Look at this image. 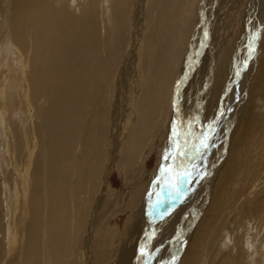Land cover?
I'll use <instances>...</instances> for the list:
<instances>
[{"label": "rangeland", "instance_id": "1", "mask_svg": "<svg viewBox=\"0 0 264 264\" xmlns=\"http://www.w3.org/2000/svg\"><path fill=\"white\" fill-rule=\"evenodd\" d=\"M106 1L107 0H48V3L54 7L48 5H45L44 7H40L39 5V7H37V5H34L32 14L35 19L37 18L36 16H38L37 19L39 20L40 26L48 29V31L53 30L59 35L67 36V44L63 45L61 57H58L57 54L59 49L57 45H48L50 35L48 34V31L44 34V36H42V39L45 38V44H43L44 40L40 42L41 44L32 42L25 53L19 45L14 44L15 34L12 29V22L15 16L13 14V4L10 7L8 6L11 5L12 0H7V2L6 0H0V13H4L5 15L4 24L0 25V28L3 27V29L0 30V86L3 89L5 85L9 84V88L12 89V93L11 98L8 96L6 101L13 99V103L11 102L12 105L10 104L11 106L8 104L3 107L2 105V108L0 109V123H2L3 120L7 121L6 124L2 125L6 126V130L5 136L0 137V155L2 153V148L5 147V142L9 141L10 143H8L10 146L8 147V150L11 152V157L13 158L11 161L9 155H4L3 158L0 157V187L2 188L3 193L0 206V222L2 220V225L5 226L3 235L0 237V239H3V245H0V247H4L5 254L0 264H25L24 257L21 255L22 253L19 254L17 251H11V248L14 245L12 241L15 240V238H13L14 234L6 228L8 220H13L11 217L9 218L10 211L7 204L9 205L16 197H14V195L9 192V189L7 188V184L8 186L9 184L14 186L15 182L12 167L15 169L17 168L16 170L18 173L16 176L19 174L21 175L22 172L27 173L26 178L30 179V185L32 183L31 179L32 172H34V164L36 162V160L33 159L31 152H29V150L33 148L32 143H25L23 145V141H25L27 137H32L33 139L35 137L30 133L28 135L26 134L29 132V127L27 129L21 128L23 127L22 123L26 124L25 122H29L30 120L33 121L34 114L35 116L37 115L38 117H41V121L43 120L49 123L52 121L54 123L52 114L49 113L51 112V108L49 107L48 101H50L52 105L53 103L56 104L55 98L57 99L62 96V91L63 93L66 92V90L70 91V97L59 99V104L54 107L57 112L55 114L58 117L60 124H62L63 121L64 124L60 125L56 122L52 126L54 128V132L61 136V141L58 140L55 142L57 150L55 149L53 151L52 160L61 162L62 170H64V175H66V186L69 187L71 183H74L71 184L72 189L69 187L70 191L67 187V190L69 191L67 194V200L73 205V199H78L81 196V186L80 191L78 189V185H81V90L77 91L74 86L76 81L81 83V45H83L85 29L88 30L91 35L90 39H87V45L96 44L99 41L100 44H102L101 41L105 42L103 45L115 44L113 55L116 63H119V66H121V63L124 61V58H126L127 54L130 53L129 50H137L140 45H143V43L140 42L136 49L133 46L136 45V42L132 39L133 29L131 28V16L133 15L132 12L136 5V0L130 1V3L134 1L132 3L134 5L129 3L130 10H127V8L122 5V8L124 9L123 22L120 23V27L118 28L119 32L117 31V35H119V33L120 35L116 38L113 33L111 34L109 31L106 32L105 23L107 20L105 18L104 21L105 12L103 11V9L107 6ZM213 1L214 0L147 1V6L144 8L145 15H143L142 18L144 19L142 20V24L146 20H150L147 14L153 11L154 30L159 38L163 37L165 41V45H161L160 49L169 57H165V59L163 58L164 62H166L165 64H167L164 65V73L167 74L166 82L168 85L164 90L158 83H154L151 86L154 90L157 89V93L159 95L164 92L163 97H165L166 107L163 106L162 111L160 107V111L156 113L157 120H153V124L149 126L148 131H151L150 137L152 138L142 143L140 153L138 157H134V163L131 169L127 168L120 171L121 168H117L118 170L114 168L112 172H110L109 182L107 181L106 183L107 185L104 184V177H102L104 185L101 186L100 191L96 196V200L99 199L106 186L108 194H110L113 198L111 201L113 206L109 203V208H107L109 216L106 210L104 213L105 224L101 223L99 228L100 230L96 231L98 232L96 233L97 235L91 238L92 245H96L97 249L101 247L105 248V252H107L104 258L97 257L96 259L93 257V264H118L120 259L119 249L121 248L131 250L132 256L134 257V263L132 261L131 264H151L152 262H150L149 257L151 256L149 255V251L151 250L154 242L155 246L159 243L163 247H159L162 249H160V254L156 260L157 264H181L183 261V253L190 244V241L193 240L198 226L205 217L211 202L215 201L218 205L221 203L219 198L220 192L217 190V185L220 182L219 175L226 166V160L229 156L230 142L227 143L228 153L220 170L217 167L220 164L217 148L220 147L222 142L221 139L225 138L222 134V128L229 127L233 124V116L236 117L238 114L239 107L237 108L236 106V100L240 97L239 90H235L233 86L234 91H232L228 96L227 93L229 86L227 84L226 94L222 95L217 105L214 120L210 121L211 123L209 122L207 125L202 116L203 114L206 115V112H208L209 99L213 95L210 94V91L213 89L217 69L221 67L223 60H226L225 63H229L230 65L235 63L241 64L242 62L244 65L245 59L246 64H248L249 61L252 64L254 63V65L247 70L248 74L254 73L258 68L264 53V36H258L259 31L262 32L264 29V0H216L214 3ZM5 2L8 7L2 8V4H5ZM63 3L71 8V16L65 17V14L57 8ZM103 6L105 7L103 8ZM212 6H215V8H211ZM208 8H210L209 12L212 9H215V12L212 14V18H210L209 13L207 16L203 14L204 10H207ZM46 9L50 13L46 11ZM85 11H88L89 15L94 14V18H90L91 22L89 21L88 23H84L85 20H83V23L81 24V20L76 18L74 19V16H76V14L83 15V12ZM128 11H130L131 14H129ZM127 16L130 17L129 28L125 27L128 20ZM201 19L203 20L201 21ZM249 19L250 23L248 22ZM46 21L49 22L46 23ZM122 24L123 26L121 27ZM160 25H164V27L162 26L160 28ZM168 28L172 30L171 34L167 33ZM130 31H132L131 35ZM8 37H11L12 41H10V38L8 39ZM261 37L263 38L261 40L262 48L261 51L258 50L255 60L247 59L249 57H246L247 52L244 55L246 58L243 57L238 59V50L241 45L253 47L254 45H258V39ZM7 39L12 43H7ZM121 41L124 44H122ZM253 42H255V44ZM159 45L160 44L158 43L151 46L153 57H155L156 53L157 59L160 57V53L158 52ZM227 45H231L234 49L233 54L229 59L224 57V48ZM119 48L121 49L119 50ZM121 52H123V54ZM45 54L49 56L52 55L55 60L54 62L48 61L49 63L46 65L51 68L52 63V71L54 72L53 80L49 85L46 83L47 79L41 81V78L45 76H42L44 71L42 68L45 67V62H47L49 58H46V60L44 58ZM101 54L103 56L102 58H108L110 55L108 48L105 49V47H102ZM119 57L124 58L120 59ZM28 58H33L34 64L40 66L38 71V83L35 85V90L38 92H44L46 90L50 91L49 88L52 84L55 86L54 89H57L54 94H50L51 92H49V95H52L51 99L48 95L47 100L45 97H39L36 102L37 104L35 103L37 106L34 107H29V105H31V96L29 97L28 93H25L27 90L22 92L19 90L20 87H18L19 78L17 76L21 73V70L22 72L24 71V82H21V87L24 88L29 86L30 75L37 73L34 64ZM172 62L175 63L173 64ZM53 63H56L55 68L53 67ZM118 63L117 67H119ZM242 68L243 67L241 65V70L238 71L239 75L237 76H240V73H243ZM112 69H114V67H112L111 70ZM112 71L104 78H108L110 74L111 76L109 77L111 78L115 72L113 71L112 73ZM116 74L117 73L115 72V75ZM15 75H17L16 78H14ZM151 75L153 74L151 73ZM170 75H172L171 78H169ZM223 78V81H225L224 74ZM111 80H114L113 77ZM3 96V94L0 95V102ZM205 97L209 98L206 100ZM61 101L63 102L60 103ZM22 102L26 107L27 113L22 111ZM236 108L237 112L235 113ZM224 113L225 119L222 122V115ZM29 115L32 119H27ZM161 121L162 124L158 130L154 129L155 127H152L154 122L157 123V127ZM150 127H152L151 130ZM107 128L108 124L106 131ZM175 132H177V134ZM146 133L142 134V139H145ZM205 138H207L206 142L211 145L207 150L200 147L201 140H204ZM97 149L98 146H94L92 148V153L94 154ZM190 152L191 154L199 157L194 178L190 177L188 169L190 165L188 166V164H192L194 161H197V159H195L196 157L192 158ZM165 154L169 156L167 161L164 159L166 156ZM159 162H162L163 164L157 167ZM15 163L18 167H16ZM54 167H56V169L53 170V174L60 175V167L55 165ZM75 168L77 170H75ZM127 170H130V172H127ZM156 171H158L157 174ZM212 172L213 177H210ZM153 173L156 175L154 179L152 178ZM186 175L188 176L186 177ZM76 177L77 179H75ZM99 181L100 180L98 179H92V181L89 182V189H96L99 186ZM157 182H159L160 188L158 193L160 194L159 198L157 197V192L153 189L154 184ZM239 183L240 180L235 181L232 184V187L237 189ZM260 183L262 182L260 181ZM263 187L264 184H261V189ZM12 195L14 198H12ZM147 202L150 204L145 208L146 211L141 212L142 207L144 205L146 206ZM13 203L15 205L14 201ZM196 208H198L197 212L194 211ZM88 209V207H85V211ZM80 212L81 204H79V212L77 209H73L71 214V239L68 238L66 240V237L62 240L64 242V246H58V248L61 249L59 251L60 255L59 252H57V256H53L46 260V264H56L55 261H57L58 264H91L90 260L92 257L87 256L89 251L86 248V238L91 236L88 223L79 233V237L81 238L85 235L84 240L81 243H77L74 239L77 216ZM139 217V232L143 233L141 234L138 232V235V233L135 234L131 228L133 227L132 229H134L133 224L135 223L136 218ZM229 219L230 229L233 227L236 229V233L234 234L228 232L229 230H224L223 233L225 232V234L218 237V245L216 244L214 249L219 248L221 251L228 250L231 248L228 247V245L233 246L232 242L234 243L236 238H238L240 242H243L242 244L245 253L243 257L244 263L241 264H264V220L259 222V225H257L256 222L250 221L248 218L241 220V216H239V214H237V217H235L234 220H231L232 217ZM29 220L30 218L24 219L20 224V226L23 225L21 229V236L23 239L27 237L25 235H27V232L29 231ZM237 220L239 223L235 224V221ZM157 224L158 228L156 226ZM12 226H16L14 221ZM76 235H78V233H76ZM162 240L163 242H159ZM177 240L179 241L178 243L175 242ZM146 246H148L147 249ZM178 246L180 249L179 256L177 257V254L173 256V251L177 250ZM141 249L144 250V255H141ZM30 258L33 259L32 256H30ZM207 258L208 257L206 256L203 257L200 264H203V262L208 264ZM82 259H84V261ZM38 262L40 261L34 262L32 260L31 264H38Z\"/></svg>", "mask_w": 264, "mask_h": 264}, {"label": "bare ground", "instance_id": "2", "mask_svg": "<svg viewBox=\"0 0 264 264\" xmlns=\"http://www.w3.org/2000/svg\"><path fill=\"white\" fill-rule=\"evenodd\" d=\"M130 1L131 0H107L106 1L107 6L106 7L103 6V8L105 7V9H103V11L105 12L104 21L105 18L107 20L105 23L106 32L109 31L111 32V34L113 33L115 35V38L119 37L120 33L119 35H117V31L118 28L120 27V23L123 22L124 9L122 8V5H124L127 8V10H130L129 9ZM147 1L148 0H136L135 3L136 5L132 12L133 13L132 16L129 15L131 13L130 11H128L129 14L127 15L131 16V24H132L131 28L133 29L132 39L134 42H136V45L133 46L136 49L137 45H139L140 42H142L143 45H140L139 48H137V50L134 49L132 51L129 50L130 53L127 54L126 58L119 57L120 59L124 58V61L122 63L120 62L121 66H119V63L117 62L119 67H117V63L113 55L115 44L103 45L105 42L101 41L102 44H100L99 41L96 44L87 45V39H90L91 35L89 34V31L85 29L83 45H81V64H80L81 83H79V81H76L74 86V88L77 89V91L81 90V129H80L81 157L78 156L81 158V176H80L81 185H78L79 191L81 186V192H80L81 196L78 199H76L72 195V197L74 198L73 205L70 202H68L67 194L70 191V188L72 189L71 184L74 183H71L70 185L68 183L70 188L66 186L67 185L66 175H64V170H62L61 162L52 160L53 151L55 149L57 150L55 146L56 144L55 142L58 140L61 141V136L59 134H56L54 132V128L52 127L53 124L56 122L57 124H60L59 119L55 114L57 112L54 109V107L57 104H59V99L66 97L69 98L70 91L66 90V92L64 93L62 91V96H60L57 99L55 98L56 104L53 103L52 105V103L48 101L49 107L51 108V112L49 113L52 114L54 123L52 121L50 123L47 121L45 122L43 120L41 121L40 120L41 117H38L37 115L35 116V114L33 121L30 120L29 122H25L26 124L22 123L23 127L21 128L27 129L29 127L28 128L29 132H27L26 134L28 135L30 133L35 137L34 139L32 137L30 138L27 137V139L23 141L24 142L23 145L25 143L26 144H29L30 142L32 143L33 148L29 150V152H31V155L33 159L36 160V162L34 164V168H33L34 172H32V179H31L32 183L30 185H29L30 179L26 178L27 173L22 172L21 175L19 174L18 176H16L18 173L16 170L17 168L15 169L12 167L15 182H14V186L11 184H9L8 186L7 184V188L9 189L8 191L11 192L14 195V197L15 196L16 197L13 200L15 202V205L13 201L9 205L7 204V207L10 211L9 218L11 217V219L13 220L11 221L8 220V225H6V228H8V230L14 234L13 238H15V240L12 241L14 245L12 246L11 251H17L19 254L22 253L21 255L24 257L25 264H31L32 260L34 262L40 261L38 262V264H46V260H48L53 256H57V252L61 250L58 248V246H62V247L64 246V242L62 240H64L66 237H67L66 240L68 238L71 239V234H70L71 214L73 212V209H77L79 212V204H81V212L78 213L77 216V225H76L74 239L77 241V243H81L84 240L85 235H83L81 238L79 237V233L81 232L82 229L85 228V225L88 223L89 232L91 236L86 238L87 239L86 248L89 251L87 253V256L92 257V259L90 260L91 264L94 263L93 257L96 259L97 257L104 258L107 254V252H105L106 250L105 248L101 247L97 249L96 245H92L91 238L97 235L96 233L98 232L96 231H99L101 223L102 224L104 223L105 210L107 211L109 216V212L107 208H109L108 207L109 203L111 204V206H113V203H111L113 198L110 194H108L107 192L108 190L106 189V186L105 189H103L99 199L96 200V196L98 195L101 186L104 184L107 185L106 184L107 181L109 182L110 172H112L114 168L116 169L121 168L120 171L122 169L125 170L127 168L131 169L134 163V157L135 156L138 157L140 153L142 143L152 138L150 137L151 131L150 132L148 131H149V126L153 124L152 123L153 120L154 119L157 120L156 113L160 111V107H161V111L163 109V106L166 107L165 97H163L164 92H162L159 95L157 93V89L154 90L151 87L154 83H158L163 87L164 90L168 85L166 82L167 74L164 73L165 71L164 65L167 64H165L166 62H164L163 60V58L165 59V57H168V55H166L165 52L163 53L160 49L161 45H165V41L163 37L159 38V36L154 30L153 11L147 14L150 20H146L142 24V20H144L142 18L143 15H145L144 8L147 6ZM6 2L5 4H2V8L5 7L7 8L8 6L10 7L13 4L12 8L15 17L13 19V22L12 21L11 22H12V29L15 34L14 44L19 45L20 48L24 50V53L28 50V47L29 45H31L32 42H37L38 44H41L40 42L44 40L43 44H45V38L42 39V36H44V34L48 31V29L39 25V20L37 19L38 16H36L37 18L35 19L32 12L34 10V5H37V7H39V5L40 7H44L45 5L52 6L51 4L48 3V0H12L11 5L8 6ZM133 2H131L130 4H132ZM214 2H216V0H214L213 3ZM215 6H212L211 8H215ZM57 8L60 9L63 12V14H65V17L71 16L70 15L71 8L66 6L64 3ZM209 9L210 8L204 10L203 14L207 16L209 13L210 18H212L213 17L212 14L215 12V9H212L210 12ZM46 11L48 10L46 9ZM88 15H89L88 11H85L83 12V15L76 14V16H74V19L76 18L78 20H81V24L83 23V20H85L84 23H88L92 18H94V14L89 15V18ZM129 18L130 17H128V20L125 24L126 28H129V21H130ZM202 20L203 19H201V21ZM4 21H5V15L4 13H0V25H3ZM101 21L104 22L103 20ZM47 22L49 21H46V23ZM248 22L250 23V19ZM173 23L176 24L175 22ZM122 26L123 24L121 25V27ZM162 26L164 27V25H160V28ZM1 29H3V27L0 28V30ZM131 32L132 31H130V35ZM171 32L172 30L168 28L167 33L171 34ZM77 33L80 34L79 32ZM48 34H50L48 45H57L59 49L57 56L61 57V51L63 45L67 44V36L59 35L53 30H49ZM258 36H264V29L262 30V32L259 31ZM9 38L10 41H12L11 37H8V39ZM8 39H7V43L10 42L8 41ZM262 39H263L262 37L259 38L257 42L258 45H254L253 47H250L248 45H241V47H239L238 50V59L243 58L245 53L247 52L246 57L249 56L247 59L255 60L258 50L261 51ZM11 43L12 42H10V44ZM121 43L124 44L122 41ZM158 43L160 44L158 50V52L160 53V57L157 59L156 53H155V57H153V54L151 52V46L156 45ZM253 43L255 44V42ZM102 47H105V49L108 48V52L110 53L108 58H102L103 57L101 54ZM121 48H119V50ZM224 51H225L224 57L229 59L232 56L234 49L233 47H231V45H227L225 46ZM121 53L123 54V52ZM44 56L45 59L48 57L49 58L48 60L46 59L47 62H45V67L42 68L44 70L42 76L43 75L45 76L41 78V81L47 79L46 83L47 85H49L53 80L54 72L52 71V63H51V68L47 67L46 65H48L47 64L49 63L48 61L54 62L55 60L52 55L49 56L45 54ZM28 59L34 64L33 58H28ZM222 62L223 63L221 64V67L217 69L213 89L210 91V94L213 95L212 97H210L209 99L210 101L208 100L209 101L208 112H206V115L203 114L202 116L203 120L205 119L207 125L209 124L210 121L214 120L215 117L214 114L217 105L222 95L226 94L227 84L229 86L227 93L228 96L229 94H231L232 91H234V89L239 90L240 97H238L236 100V106L237 108L239 107L238 114L236 115V117L233 116V124H231L229 127L222 128V134L225 138L224 139L222 138L223 140L221 139L222 142L220 144V147L217 148L218 157L220 160V164L217 167L220 170L223 161L226 159L228 153L227 143L230 142L229 156L226 160V166L219 175L220 182L217 185V190L220 192L219 198L221 200V203L218 205L215 201L211 202L205 217L202 219V221L198 226L197 232L194 235L193 240L190 241V244L183 253V261L181 264H200L201 260L205 256L208 257L207 258L208 264L244 263L243 257L245 253L242 244L243 242H240L238 238H236L235 242L234 243L232 242L233 246H229L227 244L228 247H231L230 249L221 251V249L219 248H216L217 250L214 249V246L217 244V239H219L218 238L219 236L225 234V232L223 233L224 230H229L228 232L230 233H234V234L236 233V229H234L233 227H231L230 229L229 218L232 217L231 220H234V218L237 217V214L241 216V220H244V218H248L250 221L256 222L257 225H259V222L264 220V216H263L264 187L261 189V184H264V53L261 62L254 73L248 74L247 70H249V68L252 67L254 63L252 64L249 61L250 64L249 63L246 64V59L244 61L245 62L244 65L243 62L241 64L237 63L238 65L236 63L232 65H230L229 63H225L226 60H223ZM241 65L243 67L242 68L243 73L242 74L240 73V76H237V72L241 70ZM34 66H35V70H37V73L30 75L29 86L27 88L21 87V82L23 83L25 78L23 74L24 71L22 72L21 70V73L18 76L15 75L14 77L16 78L17 76L19 78L18 81V85H19L18 87H20L19 90H21L22 92L27 90V92L25 93H28L29 97L31 96V105H29V107L37 106L35 105V103L37 102L39 97H45L47 100V95H48L49 98L51 99L52 95H49V92H51L50 94H54L55 90H57L56 88L54 89L55 87L54 84H52L51 87L49 88L50 91L46 90L44 92L42 91L38 92L35 90V85L38 83V71L40 69V66L35 64ZM53 67L54 68L56 67V63H53ZM112 67H114V69L116 68L115 70L114 69L112 70L117 73L115 75L114 72L115 76L112 74L114 80H111L112 77L111 78L109 77L111 76V74L108 76V78L106 77L105 79L104 77L107 74L111 73ZM151 73L153 75H151ZM223 74L225 76V81H223L224 79ZM171 76L172 75H170L169 78H171ZM10 89L11 88H9V84L5 85L3 89L0 86V95L1 94L4 95L1 98L2 103L0 102V109L2 108V105L3 107H5L8 104L9 106L12 105L11 102L13 99L6 101V98L8 96H10L9 98H11L12 89L11 90ZM205 98L207 100L209 97L208 98L205 97ZM62 102L63 101H61L60 103ZM22 105H21L22 111L27 113L26 107L24 106L23 102ZM237 108L235 109V113L237 112ZM225 113L222 115V122L225 119ZM27 119H32V117L29 115ZM6 123H7L6 120H3V122L0 123V137L5 136L6 126H2V125ZM62 124H64V121ZM107 124H108V128L106 131ZM156 124L157 123L154 122V125H152V127H155L154 129L158 130L162 124V121L160 124L157 125V127ZM152 127H150V130L152 129ZM144 133H146V137L145 139H142L141 136ZM175 133L177 134V132ZM8 142H5V147L2 148V153L0 157L3 158L4 155H9L12 161L13 158L11 157V152L8 150V147L10 146L9 144L10 142L9 143ZM94 146H98V149L93 154L92 148ZM190 155L192 158L196 157L195 159H197V161H194L192 163L193 165L188 164V166L190 165L188 167L190 177L194 178V173H196V165L199 162L198 161L199 157H197V155L191 154V152ZM161 164L163 163L159 162L157 167H159V165ZM54 165L60 167V175L53 174V170L56 169ZM16 167H18L17 164ZM75 170L77 169L75 168ZM127 172H130V170H127ZM157 172L158 171H156V174ZM213 172L210 175V177H213ZM155 176H156L155 173H153L152 178L154 179ZM187 176L188 175H186V177ZM102 177H104L105 183L103 182ZM75 179H77V177ZM92 179L100 180L99 186L96 189L93 188L89 189V182L92 181ZM239 180L240 183L238 184V188L234 189L232 187V184L235 181H239ZM260 181L262 183H260ZM67 187L69 191L67 190ZM153 189L157 192L155 193L159 198L160 197V194H158L160 190L159 182L154 184ZM13 195L12 198H14ZM2 196H3L2 188L0 187V206L2 202ZM149 204L150 203L147 202L146 206L144 205L142 207L141 212L146 211L145 208ZM85 207H88L89 209L85 211ZM194 211L197 212L198 208H196ZM27 218H30L28 224L29 231L27 232L28 234L25 235L27 237L23 239L21 236L22 233L21 229L23 225L20 226V224L24 219ZM13 221L16 224V226L14 227L12 226ZM238 223H239L238 220L235 221V224ZM133 225H134V229H132L133 228L132 227L131 230H133V232H135L136 234L140 230V217L136 218V221ZM156 226L158 228V224ZM4 227L5 226L2 225V220H1L0 237L3 235V231L5 230ZM76 233H78V235H76ZM159 242H163V240ZM175 242L178 243L179 241L177 240ZM0 245H3L2 238L0 239ZM159 247H162L161 244L158 243L155 246V242H154L151 250L149 249L150 250L149 255L151 256L149 258H150V262H152L151 264H157L156 260L158 259V255L160 254L159 253L160 249L163 248V247L162 248ZM147 248L148 246H146V249ZM0 251H1L0 253V262H1L5 254L4 247H0ZM179 251L180 249L178 246L177 250L173 251L174 252L173 256L177 254L178 257ZM119 253H120V259L118 261V264L132 263L134 257L132 256L131 250L127 248H121L119 249ZM30 256H32L33 259H31ZM82 260L84 261V259ZM55 263L58 264L57 261H55ZM205 263L206 262H203V264Z\"/></svg>", "mask_w": 264, "mask_h": 264}, {"label": "snow or ice", "instance_id": "3", "mask_svg": "<svg viewBox=\"0 0 264 264\" xmlns=\"http://www.w3.org/2000/svg\"><path fill=\"white\" fill-rule=\"evenodd\" d=\"M237 75H239V72H237ZM207 141V138H205L204 140H201V142H200V147L201 148H203V149H205V150H207L211 145L208 143V142H206ZM181 154H183V153H181ZM164 159L167 161L168 159H169V156H165L164 157ZM145 253H144V250L143 249H141V255H144Z\"/></svg>", "mask_w": 264, "mask_h": 264}]
</instances>
